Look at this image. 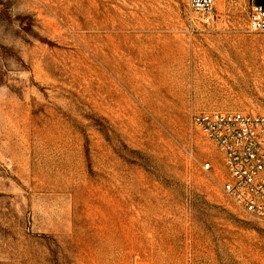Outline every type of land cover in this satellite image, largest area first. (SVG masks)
<instances>
[{
    "label": "rangeland",
    "instance_id": "obj_1",
    "mask_svg": "<svg viewBox=\"0 0 264 264\" xmlns=\"http://www.w3.org/2000/svg\"><path fill=\"white\" fill-rule=\"evenodd\" d=\"M248 10L0 0V264H264V222L192 122L264 116Z\"/></svg>",
    "mask_w": 264,
    "mask_h": 264
},
{
    "label": "built area",
    "instance_id": "obj_2",
    "mask_svg": "<svg viewBox=\"0 0 264 264\" xmlns=\"http://www.w3.org/2000/svg\"><path fill=\"white\" fill-rule=\"evenodd\" d=\"M224 1L242 0H188V6L201 24L209 26ZM245 1L250 30L264 33V0ZM192 122L223 153L225 194L239 211L264 222V116L215 110L194 114ZM211 167L206 164L207 169Z\"/></svg>",
    "mask_w": 264,
    "mask_h": 264
}]
</instances>
